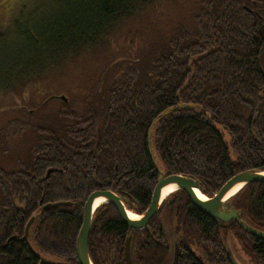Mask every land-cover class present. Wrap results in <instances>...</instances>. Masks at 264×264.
Masks as SVG:
<instances>
[{"label":"trees","instance_id":"16d2710c","mask_svg":"<svg viewBox=\"0 0 264 264\" xmlns=\"http://www.w3.org/2000/svg\"><path fill=\"white\" fill-rule=\"evenodd\" d=\"M8 9L0 264H49L44 256L79 264L76 238L94 190H112L142 214L158 182L152 126L163 172L198 180L207 196L237 173L264 171V0H31ZM60 201L70 205L42 209ZM225 205L264 231V183L245 185ZM129 234L134 264H169L172 237L177 264H230L228 235L264 264V240L201 213L183 190L165 197L143 229L129 228L112 204L98 206L93 264H125Z\"/></svg>","mask_w":264,"mask_h":264},{"label":"water","instance_id":"95a60500","mask_svg":"<svg viewBox=\"0 0 264 264\" xmlns=\"http://www.w3.org/2000/svg\"><path fill=\"white\" fill-rule=\"evenodd\" d=\"M61 99H65L64 95L60 96ZM184 104H179L176 107H170L162 112V115H166L171 111L179 110L183 108ZM154 126H152L148 133V151L150 157L154 163V166L158 172V182L154 188L151 202L148 208L139 215V218L132 219L128 216V209L126 208L127 198H121L119 195L114 193L111 190H96L92 192L86 199L84 206H83V221L80 227V230L77 235L76 240V251L77 257L80 264H93L88 253V237L92 225V216L95 209L98 207H94V202L98 198H103V203H110L112 204L115 209L117 210L120 218L124 221V223L131 229H141L146 227L150 219L158 212L161 203L163 202L162 199V189L170 184L175 185L176 189L174 190H183L190 202L203 214L222 222H228L232 220H236L240 227L248 234L264 240V231L257 229L250 224H248L243 219L239 218L240 212L233 208L227 207L225 202L230 199L226 198L227 193L235 186L240 185L241 187L236 192L238 193L245 185L255 182L264 183V171H259L256 169L245 170L236 175L232 176L221 188L214 193L212 196H206V199H201L196 194V190H198L201 194L202 191L200 190L199 181L189 177L184 176L181 174H169L166 175L163 170L160 168L159 161L156 158L155 151L152 147L151 143V135L153 132ZM235 193V194H236ZM233 194V196L235 195ZM102 203V204H103ZM65 202H56L52 204H46L43 209H50L53 207L66 205ZM100 206V205H99ZM33 217L27 222L25 226V235L28 234L29 227L33 222ZM132 242V235H129L125 242V258L127 264H132L131 256H130V246ZM177 251L178 247L177 244L174 242L173 247V261L171 264H176L177 262ZM228 253V259L231 264H241L240 261L236 260L232 252ZM45 260V259H44ZM46 261V260H45ZM47 262V261H46ZM49 263V262H47ZM52 264V263H49Z\"/></svg>","mask_w":264,"mask_h":264},{"label":"flooded vegetation","instance_id":"af4514ba","mask_svg":"<svg viewBox=\"0 0 264 264\" xmlns=\"http://www.w3.org/2000/svg\"><path fill=\"white\" fill-rule=\"evenodd\" d=\"M66 100V99H65ZM86 127V126H85ZM53 171V169L52 168H49L48 170H47V175H49L51 172ZM98 190H107V189H98ZM94 191H96V190H94ZM94 191H92V192H94ZM112 191V190H111ZM91 192V193H92ZM90 193V194H91ZM89 194V195H90ZM88 195V196H89ZM87 199V198H86ZM86 201V200H85ZM60 202H63V201H60ZM65 203H67L66 205H61V206H69L70 205V202H65ZM85 203V202H84ZM47 204H49V203H47ZM50 204H52V203H50ZM46 205V204H45ZM45 205H43L42 206V209H43V207L45 206ZM83 206H84V204H83ZM43 210H45V209H43ZM82 211H83V209H82ZM117 211V210H116ZM118 213V212H117ZM157 214V213H156ZM155 214V215H156ZM119 215V214H118ZM154 215V216H155ZM153 216V217H154ZM33 217V216H32ZM32 217H30V218H32ZM82 217H83V212H82ZM152 217V218H153ZM34 218V217H33ZM151 218V219H152ZM239 218H241L240 217V215H239ZM150 219V220H151ZM30 220V219H29ZM28 220V221H29ZM33 221H34V219H33ZM82 221H83V218H82ZM233 222H235V223H237L238 224V222L236 221V220H232ZM33 223V222H32ZM31 223V224H32ZM148 225V224H147ZM146 225V226H147ZM239 225V224H238ZM31 226V225H30ZM240 226V225H239ZM145 228V227H144ZM241 228V227H240ZM141 229H143V228H141ZM242 229V228H241ZM91 230V229H90ZM243 230V229H242ZM90 234V233H89ZM24 235H25V229H24V234H23V236H22V240H24V241H27L28 242V236H29V230H28V234L26 235V238H24ZM129 235H132V234H129ZM229 237H230V239H234L236 242H238L234 237H231V235H228ZM227 236V237H228ZM254 237V236H253ZM128 238V237H127ZM126 238V239H127ZM256 238V237H255ZM88 239H89V237H88ZM76 240H77V238H76ZM132 240H133V235H132ZM172 257H171V261H170V263L169 264H171L172 263V261H173V247H174V242L177 244V247H178V251H177V262H178V260H179V255H180V252H179V246H178V243H177V241H175V238L174 237H172ZM126 242V241H125ZM132 243V242H131ZM239 244V243H238ZM239 247H240V250H239V252H240V254H239V257L240 258H237L236 256H235V254H234V252H233V249L231 248V246H230V244L228 243V240L226 239L225 240V243H224V253H225V256L227 257V260L229 261V259H228V253L227 252H232L233 253V255H234V257H235V259L237 260L238 259V261H240V263L241 264H254V262H252V260L250 259V257L248 256V254L244 251V249L241 247V245L239 244ZM131 246H130V256H131V260H132V264H134L133 263V258H132V251H131ZM184 250H186V251H188V252H190V253H194L195 255H197V256H200L201 257V259L204 261V259H206V255H205V253H203V251H198L196 248H193V247H187V249H184ZM89 253V252H88ZM76 254H77V251H76ZM196 256V257H197ZM77 259H78V257H77ZM124 260H125V264H127V262H126V258H125V245H124ZM78 262H79V260H78ZM177 262H176V264H177ZM42 262H40V264H41ZM93 263V262H92ZM229 263H230V261H229ZM58 264H64L63 262L62 263H58ZM79 264H80V262H79ZM231 264V263H230Z\"/></svg>","mask_w":264,"mask_h":264},{"label":"rangeland","instance_id":"374dc122","mask_svg":"<svg viewBox=\"0 0 264 264\" xmlns=\"http://www.w3.org/2000/svg\"><path fill=\"white\" fill-rule=\"evenodd\" d=\"M30 1L31 0H0V30L3 29V26L6 24V19H7V16L9 14L8 7H13L15 10L17 6L27 4ZM222 132H223L224 138L227 141H229V134L225 130H222ZM226 239L228 240V243L230 244L231 248L233 249L235 256L237 258H240L239 257L240 247H239L238 242H236L234 239H230L229 236ZM44 259L47 262L52 263V264L62 263L61 259H58L54 256H44Z\"/></svg>","mask_w":264,"mask_h":264},{"label":"bare ground","instance_id":"6f19581e","mask_svg":"<svg viewBox=\"0 0 264 264\" xmlns=\"http://www.w3.org/2000/svg\"><path fill=\"white\" fill-rule=\"evenodd\" d=\"M240 187H241L240 185H237V186L233 187L227 193L226 198H230L231 196H233V194H235L239 190ZM175 189H176V187L173 184H170V185L164 187L162 189V199H164L165 197H167L169 194L173 193ZM195 192L198 195V197H200L201 199H206V196L204 194H201L198 190H196ZM103 202H104V199L103 198L96 199L95 202H94V207H97V206L101 205ZM128 216L130 218H132V219L139 218V216L137 214L133 213L130 210H128Z\"/></svg>","mask_w":264,"mask_h":264}]
</instances>
